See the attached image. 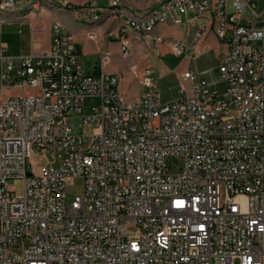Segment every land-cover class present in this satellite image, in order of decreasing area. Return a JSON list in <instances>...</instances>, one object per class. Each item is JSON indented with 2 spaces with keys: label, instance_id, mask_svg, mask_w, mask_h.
Masks as SVG:
<instances>
[{
  "label": "built area",
  "instance_id": "2783aa9c",
  "mask_svg": "<svg viewBox=\"0 0 264 264\" xmlns=\"http://www.w3.org/2000/svg\"><path fill=\"white\" fill-rule=\"evenodd\" d=\"M123 5L90 0L71 11L125 18ZM207 12L228 47L215 82L225 85L222 96L180 42L173 52L190 63L178 98L167 103L152 67L142 70L138 98L125 102L103 70L108 55L97 75L86 74L73 58L74 38L53 26L44 53L11 57L0 43V264H264V47L250 46L261 17L254 4L163 0L128 17L119 32L132 25L133 40L158 45L161 38L142 37V28L162 16ZM121 55L133 71L126 44ZM23 87L37 91L4 97ZM86 99L98 101L88 112ZM214 107L222 115H212ZM168 157L184 159L180 172H170ZM76 180L82 194L67 202ZM9 181L22 183L21 194Z\"/></svg>",
  "mask_w": 264,
  "mask_h": 264
},
{
  "label": "crops",
  "instance_id": "0c3cea01",
  "mask_svg": "<svg viewBox=\"0 0 264 264\" xmlns=\"http://www.w3.org/2000/svg\"><path fill=\"white\" fill-rule=\"evenodd\" d=\"M16 1L17 4L12 10L0 11V43L5 47L4 55L20 57L47 52L51 46V27L58 25L64 34L74 38L75 49L73 52L76 58L79 59V51L82 48L84 51H80L82 55L98 59V62L93 64L91 74L100 72V59L103 55H108L109 60L111 57H117L123 65V68L117 72L125 74V77L121 79L127 83H135L142 92L139 78L145 67H152L155 70L158 87L163 76L173 73L177 74L180 82L181 74L190 63L185 52L180 55L173 52L172 44L180 42L186 45L187 50L194 53L195 67L200 73H203L202 77L210 84L211 90H213L212 87L218 85L215 82L219 58L227 51L228 47L224 40H219L215 35L216 16L212 12H207L201 18H194L189 13L187 17L182 18L179 25L172 22L157 25L148 34V37L159 36L161 38V42L155 45L145 40H133L132 30L128 28L124 32L127 35L121 36L119 27L128 17L141 16L155 8L163 0H124L125 18L112 15L110 10L105 9L101 12V20L95 25L81 22L75 13L66 9L67 6H84L88 0ZM215 1L209 0V3L212 4ZM249 1L254 4L256 13L261 16L256 22L254 38L251 39L250 44L264 47V30L262 29L264 26V0ZM100 4L105 5L104 2ZM252 20V18H242L241 22L247 24ZM206 22H208L206 32L201 36L197 47L192 49L196 33L200 32ZM109 30L110 34L114 35L112 42L118 44L115 52L108 45L111 41L105 38ZM90 32L95 34L94 38H89ZM122 44H126L130 49L134 64L133 71L128 68V60L121 55ZM167 59L172 62H166ZM112 73L114 72L108 74ZM116 81L118 85V80L116 79Z\"/></svg>",
  "mask_w": 264,
  "mask_h": 264
},
{
  "label": "rangeland",
  "instance_id": "374dc122",
  "mask_svg": "<svg viewBox=\"0 0 264 264\" xmlns=\"http://www.w3.org/2000/svg\"><path fill=\"white\" fill-rule=\"evenodd\" d=\"M76 7L67 6L66 9L71 11V9L76 8ZM147 13L143 15H146ZM89 34L95 35L92 32H90ZM119 35H120V32H119ZM113 36L114 35H111L110 30H109L106 33L105 38L111 41V43H108V45H110L113 49L112 51L115 52L117 50L118 44L117 42H112L114 41L112 38ZM94 37L95 36H93V38ZM95 40H98V39L95 38ZM250 46H255V45L250 44ZM256 47H259V46H256ZM81 50L82 52H84L82 48ZM80 51H79L80 56H79L78 62L81 65L82 70L86 74H91L93 72V64L97 63L98 59H94L93 57L89 55H82V52ZM165 61L166 62L169 61L170 63L172 62V60H168V59ZM122 68H123V65H122L121 60L117 57H111L110 60L108 59V63L104 67V72L107 74L109 72H114L112 73V75H114L116 79L118 80L117 90H118L119 95L125 102L133 101L139 96V94L141 93V90L138 88V86L135 83H127V81L125 82L121 79L122 77H125V74L124 72H121V73L120 71L117 72V70H121ZM212 89L217 90L219 95L222 96L225 92V85L220 83L217 86L212 87ZM179 90H180V82L178 81L177 74L173 73L172 75H169V76H166V75L163 76L161 79L160 85H159L161 102L167 103V102L177 99L179 96ZM36 91L37 89L31 88V87H23L22 89H9V91L4 95V97H12V96H17V95H28V94L31 95V94H35ZM97 103L98 101L95 99H86L85 100V111L88 112L89 108L93 105H96ZM166 164L170 172L175 174V173L180 172L181 168L184 165V159L182 157H168L166 158ZM8 187L14 191L15 195H19L22 192V183L20 181H9ZM82 191H83L82 181L76 180L73 183V185L67 187L65 190L67 202L70 201L75 195L82 194ZM135 234H136V229H134L132 226H129L128 227L129 237L133 238L135 237Z\"/></svg>",
  "mask_w": 264,
  "mask_h": 264
},
{
  "label": "bare ground",
  "instance_id": "6f19581e",
  "mask_svg": "<svg viewBox=\"0 0 264 264\" xmlns=\"http://www.w3.org/2000/svg\"><path fill=\"white\" fill-rule=\"evenodd\" d=\"M84 6H81V7H84ZM12 9H13V7H5V6H1L0 5V11H2V12H6V11H9V10H12ZM78 19L81 22H84L86 24L95 25V24H97L101 20V16L95 17V18H87V19H80V18H78ZM166 22H172L175 25H179L181 23V19H177V18L171 17V16H162V17H159V21H154L149 26H146V27L142 28V36L143 37H148V34L154 29V27H156L157 25L164 24ZM53 27L62 36H64V37H70L69 35L63 33V31H62V29H61L60 26L54 25ZM127 28L130 29V30H132V25H126L124 27V32L126 31ZM73 58H76L74 52H73ZM116 86H117V81H116ZM212 115H222V107H214V108H212Z\"/></svg>",
  "mask_w": 264,
  "mask_h": 264
},
{
  "label": "trees",
  "instance_id": "16d2710c",
  "mask_svg": "<svg viewBox=\"0 0 264 264\" xmlns=\"http://www.w3.org/2000/svg\"><path fill=\"white\" fill-rule=\"evenodd\" d=\"M91 75H97V73H93V74H91Z\"/></svg>",
  "mask_w": 264,
  "mask_h": 264
}]
</instances>
